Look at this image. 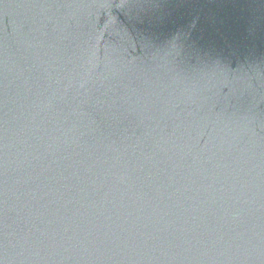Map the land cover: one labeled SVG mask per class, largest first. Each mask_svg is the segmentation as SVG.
<instances>
[{
    "label": "water",
    "instance_id": "1",
    "mask_svg": "<svg viewBox=\"0 0 264 264\" xmlns=\"http://www.w3.org/2000/svg\"><path fill=\"white\" fill-rule=\"evenodd\" d=\"M0 166V264H264V0H0Z\"/></svg>",
    "mask_w": 264,
    "mask_h": 264
},
{
    "label": "snow or ice",
    "instance_id": "2",
    "mask_svg": "<svg viewBox=\"0 0 264 264\" xmlns=\"http://www.w3.org/2000/svg\"><path fill=\"white\" fill-rule=\"evenodd\" d=\"M2 167V166H0ZM51 181L52 182H61L64 184V191L66 193H71L72 192V184L73 181L76 179L75 174H73L72 176H69L67 178L61 176H56L53 175L51 176ZM23 192H29L31 193L32 191L29 189V184L24 186ZM22 192V195H23ZM43 199V197H40V200L37 201L36 203L39 206L48 208L53 214L59 213V212H63L65 217L68 216H72L75 215L78 212V209L76 207H74V205L76 204V200L74 197H69L68 199H54L53 201H51L48 204H41L40 201ZM33 200H35V196H33ZM29 203H32L31 201ZM52 205H55V208L52 207ZM5 201L3 199V191H2V186H0V248L3 247L5 240H4V216H5ZM85 227H87V225H85ZM97 228L100 229L101 233L103 234L104 237V242L107 243L110 239V237L108 236L107 232L103 231V226L102 225H97ZM110 230V229H109ZM113 236L116 235V233H112ZM118 239L121 242H134L135 237L133 235H131L130 233H127V230H125L124 233H121L120 236L118 237ZM113 243L115 241H112Z\"/></svg>",
    "mask_w": 264,
    "mask_h": 264
}]
</instances>
